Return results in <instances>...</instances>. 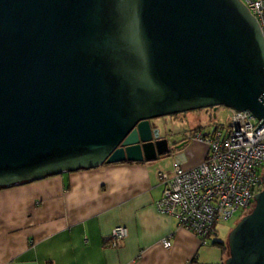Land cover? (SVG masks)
Masks as SVG:
<instances>
[{"label": "water", "instance_id": "water-1", "mask_svg": "<svg viewBox=\"0 0 264 264\" xmlns=\"http://www.w3.org/2000/svg\"><path fill=\"white\" fill-rule=\"evenodd\" d=\"M217 105L264 123V38L241 0H0V188L168 156L152 120ZM261 183L222 264H264Z\"/></svg>", "mask_w": 264, "mask_h": 264}, {"label": "crops", "instance_id": "crops-1", "mask_svg": "<svg viewBox=\"0 0 264 264\" xmlns=\"http://www.w3.org/2000/svg\"><path fill=\"white\" fill-rule=\"evenodd\" d=\"M188 124L187 130L168 129L173 147L168 156L0 188V264L222 263L225 253L208 243L215 235L200 244L177 217L155 207L162 192L158 173L170 170L173 162L195 165L206 155L205 143L185 133L210 131H203L196 119ZM116 225L127 234L119 247H111L107 242ZM165 237H170L169 248L161 243Z\"/></svg>", "mask_w": 264, "mask_h": 264}, {"label": "built area", "instance_id": "built-area-1", "mask_svg": "<svg viewBox=\"0 0 264 264\" xmlns=\"http://www.w3.org/2000/svg\"><path fill=\"white\" fill-rule=\"evenodd\" d=\"M241 2L255 17L264 38V0ZM260 121L248 110L231 109L225 127L185 133L188 139L205 143L203 160L189 167L173 162L170 170L158 173L162 192L155 203L157 211L177 217L200 244L208 242L217 222L229 220L238 210L246 214L254 205L253 195L262 187L264 172V123L253 131ZM126 234L124 226L116 225L108 244L119 247ZM161 243L169 248L170 237Z\"/></svg>", "mask_w": 264, "mask_h": 264}, {"label": "rangeland", "instance_id": "rangeland-1", "mask_svg": "<svg viewBox=\"0 0 264 264\" xmlns=\"http://www.w3.org/2000/svg\"><path fill=\"white\" fill-rule=\"evenodd\" d=\"M230 114H231V109L223 105H217L207 108L181 112L174 115H168L153 119L152 121L155 123V125H157L160 135L165 136L168 135L167 134V132H169L168 129H172V131L187 130L190 126L188 122L189 121L191 122L192 120L195 119L199 122L200 128L205 132L212 131V129L218 125H221V127H225L228 124V119ZM163 121L164 122L166 121V123L164 124ZM244 214H245L244 212L238 210L229 220L217 222L215 225L216 234L213 237V239L224 242L227 241L228 232ZM213 239L209 240L210 241L208 242L209 245H213L212 244ZM218 249L221 251L220 248Z\"/></svg>", "mask_w": 264, "mask_h": 264}, {"label": "trees", "instance_id": "trees-1", "mask_svg": "<svg viewBox=\"0 0 264 264\" xmlns=\"http://www.w3.org/2000/svg\"><path fill=\"white\" fill-rule=\"evenodd\" d=\"M215 233H216V229H215V232L213 233V235H215ZM107 243H108V242H107ZM212 244H213L214 246L219 247V248L225 253V257H226V255H227V253H228V249H227L226 241L224 242V241H219V240L213 239V240H212ZM220 264H222V263H220Z\"/></svg>", "mask_w": 264, "mask_h": 264}]
</instances>
